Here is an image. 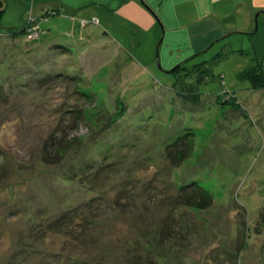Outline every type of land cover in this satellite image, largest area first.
<instances>
[{"label": "rangeland", "instance_id": "obj_1", "mask_svg": "<svg viewBox=\"0 0 264 264\" xmlns=\"http://www.w3.org/2000/svg\"><path fill=\"white\" fill-rule=\"evenodd\" d=\"M27 1L7 0L0 24V264H264V87L241 75L264 65L263 0H240L242 24L193 57L145 19L139 36L121 11L104 28L70 18L73 0L49 16L57 0ZM195 186L204 209L184 205ZM86 201L85 243L45 231L47 214Z\"/></svg>", "mask_w": 264, "mask_h": 264}, {"label": "crops", "instance_id": "obj_2", "mask_svg": "<svg viewBox=\"0 0 264 264\" xmlns=\"http://www.w3.org/2000/svg\"><path fill=\"white\" fill-rule=\"evenodd\" d=\"M36 1V0H33ZM57 0L56 8H59ZM73 0L70 2L66 14L70 18L87 17L96 18L98 23L103 24L105 28L108 21L121 13L124 19L130 21V29L137 35H144L147 28L151 27V32L155 33V39L167 34L177 44V51L186 52L187 57H193L199 53L205 52L211 48L220 39L227 37L230 31H233L235 24L241 25L236 17H232L233 11L237 10L240 0ZM242 5L248 7V0H243ZM252 2V0H251ZM29 1L26 0V4ZM172 5V15L166 17L163 15V6ZM53 7V6H52ZM264 9V0L261 6ZM252 10L255 9L251 3ZM91 9V10H90ZM87 10V11H86ZM156 12L164 23V29L161 31L159 23L154 22L153 12ZM60 12V8H59ZM58 12V13H59ZM123 13V14H122ZM126 14V15H125ZM139 18V19H138ZM251 15H244L243 20L247 23ZM242 20V19H241ZM250 22V21H249ZM158 24V25H157ZM87 26V25H86ZM241 29L244 27L240 26ZM107 33V32H106ZM154 37V36H153ZM53 42L50 45L55 44ZM175 51V50H174ZM173 50L171 51V53ZM187 59V58H186Z\"/></svg>", "mask_w": 264, "mask_h": 264}, {"label": "trees", "instance_id": "obj_3", "mask_svg": "<svg viewBox=\"0 0 264 264\" xmlns=\"http://www.w3.org/2000/svg\"><path fill=\"white\" fill-rule=\"evenodd\" d=\"M6 3H7V0H0V24H1V19H2V16H3L5 8H6L5 7ZM58 12H59V8L52 7L50 10H47L45 12V14L47 16L57 15ZM90 20H93V18ZM30 26H31V21H28L27 24H25L20 29V31H24V33H25V30L28 29ZM25 34H27V32ZM51 46H52V48H54V50H57V51L59 50L58 52H60L62 54H64L66 51L71 52V50L69 48L63 46L62 44L60 45V43L57 44V42ZM262 61H263V59L256 56L253 60V63L250 66H248V68L244 69L243 72L241 73L243 79L247 80L249 82V85L253 89H259V88L264 87V65H263ZM202 63H204V62H202ZM180 66L181 65H177L175 68H173V72L176 69H179ZM190 70H186V72L190 71ZM176 84H177V82H173L172 88H174V85H176ZM116 101L118 103V109L115 111L114 114L116 115V117L120 118L124 114L125 107H123V105H120V104H123V101L119 100L117 97H116ZM234 103L237 104L236 102H234ZM187 135H188V133H184L183 135L179 136L176 139V141L174 142V145L179 144V145L185 146V147L181 146V148H179V150L174 151V155H173L172 159L175 160V158H176L177 162L186 158L188 156V154L190 153V145H187V142L189 139L186 140ZM190 140H192V138H190ZM187 146H189V147L187 148ZM167 153L168 154L172 153V151L167 152ZM103 165H105V164H101L99 166L98 165L96 166L98 171L97 170H95V171H97L98 176L105 169ZM84 166H85V170L83 172H84V175L86 176L90 172V171L87 172L89 165L85 164ZM71 176H72V174H71ZM184 186H182L181 188H183ZM89 188L90 189L87 190L88 192L92 190L91 187H89ZM197 194H199L200 196L198 197ZM184 198L185 199L183 202H184V205H186V206H192L193 205L192 202H194L195 200H202L201 201L202 203L194 204V207H198L201 209H204L207 206H209L210 202H211L209 194L203 188L198 187V186L192 192H190L189 195H187ZM200 198H202V199H200ZM203 199L205 200V202ZM191 200H194V201H191ZM80 206L81 207H78V205H76L74 207L70 206L65 211H61V210L56 211L53 216H51L50 214H47L49 219H47L46 226L48 229H45V231H49V232L54 231L55 234L62 235V240L64 242H66L69 247L70 246L75 247L77 244L85 243V242H83V240H86V238H87L86 232H88V228L86 226L87 224L84 223L83 221H87V222L90 221L91 222L93 214H89V211L91 210L90 208H92V205L88 204V202L86 201ZM80 215L82 216L83 220L80 223H78V226H79L78 228H77V226L74 227V221ZM18 246H21V247H19V252H20V249H21V251H23L22 248L25 251L30 250V249H31V251L35 250V249H33L34 248L33 245H26L24 243L23 239H21L18 242ZM56 255L57 256L61 255L64 257V259L66 257L67 261L65 259V261L63 262L64 264H77L76 260L71 256L69 257V255H67V254L63 255V253L58 252V253H56ZM16 256H18L17 253L14 254V257H16Z\"/></svg>", "mask_w": 264, "mask_h": 264}, {"label": "built area", "instance_id": "obj_4", "mask_svg": "<svg viewBox=\"0 0 264 264\" xmlns=\"http://www.w3.org/2000/svg\"><path fill=\"white\" fill-rule=\"evenodd\" d=\"M93 20H96V22H97L96 18H93ZM87 23H88V21H85V20L82 21V25H86ZM32 30L34 31V29H32Z\"/></svg>", "mask_w": 264, "mask_h": 264}, {"label": "clouds", "instance_id": "obj_5", "mask_svg": "<svg viewBox=\"0 0 264 264\" xmlns=\"http://www.w3.org/2000/svg\"><path fill=\"white\" fill-rule=\"evenodd\" d=\"M87 24H88V23H87ZM87 24H86V25H87ZM84 26H85V25H84Z\"/></svg>", "mask_w": 264, "mask_h": 264}, {"label": "bare ground", "instance_id": "obj_6", "mask_svg": "<svg viewBox=\"0 0 264 264\" xmlns=\"http://www.w3.org/2000/svg\"><path fill=\"white\" fill-rule=\"evenodd\" d=\"M73 53V52H72Z\"/></svg>", "mask_w": 264, "mask_h": 264}]
</instances>
